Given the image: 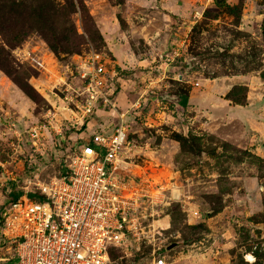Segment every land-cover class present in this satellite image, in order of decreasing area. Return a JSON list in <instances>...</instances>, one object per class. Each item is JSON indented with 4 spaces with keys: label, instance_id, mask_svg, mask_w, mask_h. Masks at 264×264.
Instances as JSON below:
<instances>
[{
    "label": "rangeland",
    "instance_id": "374dc122",
    "mask_svg": "<svg viewBox=\"0 0 264 264\" xmlns=\"http://www.w3.org/2000/svg\"><path fill=\"white\" fill-rule=\"evenodd\" d=\"M225 1L0 0V207L56 174L58 141L114 119L80 120L76 64L105 54L131 146L117 171L140 194L109 264H264V0Z\"/></svg>",
    "mask_w": 264,
    "mask_h": 264
},
{
    "label": "built area",
    "instance_id": "2783aa9c",
    "mask_svg": "<svg viewBox=\"0 0 264 264\" xmlns=\"http://www.w3.org/2000/svg\"><path fill=\"white\" fill-rule=\"evenodd\" d=\"M109 63L105 54L80 57L76 79L80 120L97 111L114 119L86 137L77 135L73 145L58 141L56 174L48 180L25 177L21 194L1 205L0 248L8 254L0 257L2 264L12 259L15 264H109L110 250L139 234L140 194L117 171L122 149L131 146L127 110L116 107L115 69ZM39 128L28 132L32 144L39 140ZM149 264L171 263L157 253Z\"/></svg>",
    "mask_w": 264,
    "mask_h": 264
},
{
    "label": "crops",
    "instance_id": "0c3cea01",
    "mask_svg": "<svg viewBox=\"0 0 264 264\" xmlns=\"http://www.w3.org/2000/svg\"><path fill=\"white\" fill-rule=\"evenodd\" d=\"M161 2H164V0H160ZM161 6L163 7V8H167L166 7V4L165 3H163V4H161ZM142 60H139V61H137L136 60V62H138V63H140ZM112 62H113V64H112V66L114 67V65H116L117 63V61L115 60V59H112ZM118 66V65H117ZM115 68V67H114ZM116 69V68H115ZM120 78H119V76H117V70H115V76L113 77V85L115 84V80H119ZM119 94H120V92H118ZM190 96L191 95H189V96H187V99H188V97L190 98ZM196 97H201L202 95H195ZM115 98V100L117 99V97H114ZM202 98V97H201ZM101 112H103V111H101ZM101 119H99L98 121H96L95 123L94 122H91V124H93V125H96V126H101V125H103L104 123H106L109 119H108V117H100ZM69 136H72V135H70L69 134ZM2 257V256H1Z\"/></svg>",
    "mask_w": 264,
    "mask_h": 264
},
{
    "label": "trees",
    "instance_id": "16d2710c",
    "mask_svg": "<svg viewBox=\"0 0 264 264\" xmlns=\"http://www.w3.org/2000/svg\"><path fill=\"white\" fill-rule=\"evenodd\" d=\"M224 2H226L225 0H214V3L216 4V5H222ZM227 4V3H226ZM0 67H1V69L6 73V74H8V71H7V69L5 68V67H3L2 65H0ZM179 95V104L181 105V106H185L186 105V102H187V94H185V93H179L178 94ZM19 194H21V191L20 190H18L14 195H13V197H11V198H9V199H6V201L4 202V203H6L7 201H9V200H12V199H14V198H16ZM113 249H111L110 250V255H111V251H112Z\"/></svg>",
    "mask_w": 264,
    "mask_h": 264
},
{
    "label": "water",
    "instance_id": "95a60500",
    "mask_svg": "<svg viewBox=\"0 0 264 264\" xmlns=\"http://www.w3.org/2000/svg\"><path fill=\"white\" fill-rule=\"evenodd\" d=\"M172 245H168V248H170Z\"/></svg>",
    "mask_w": 264,
    "mask_h": 264
},
{
    "label": "bare ground",
    "instance_id": "6f19581e",
    "mask_svg": "<svg viewBox=\"0 0 264 264\" xmlns=\"http://www.w3.org/2000/svg\"><path fill=\"white\" fill-rule=\"evenodd\" d=\"M250 256V255H249Z\"/></svg>",
    "mask_w": 264,
    "mask_h": 264
}]
</instances>
